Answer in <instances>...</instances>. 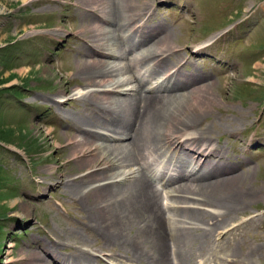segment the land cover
Wrapping results in <instances>:
<instances>
[{"label": "rangeland", "instance_id": "obj_1", "mask_svg": "<svg viewBox=\"0 0 264 264\" xmlns=\"http://www.w3.org/2000/svg\"><path fill=\"white\" fill-rule=\"evenodd\" d=\"M75 1L0 0V131L4 136L0 140V264H21L22 252L40 251L36 246L39 244L52 245L50 257L39 252L48 264H55L54 260L65 264L62 258L68 259L76 248L96 254L98 261L91 264H121L108 251L99 253L101 239L83 228L85 219L82 218L86 213L82 205L64 192L65 178L57 185L59 182L51 175L57 169L67 174L78 168L69 155L66 141L71 129L60 118L64 115L68 118L70 112L82 105L74 101H67L65 105L62 101L97 89L86 87L73 75L76 47L89 49L87 45L95 31L91 22L97 20L95 12L82 4L92 2L97 10L101 5L99 0ZM131 4L145 14L139 22L136 23V18L131 21L130 31L135 27L141 33L152 31V37L147 40L162 33L160 28L169 32L166 45L178 59L177 66L167 75L175 71L176 79L184 78L191 83L206 77L212 84L201 101L204 114L201 112L199 123L193 131L188 130L177 139L183 144L179 139L204 129L205 144H209L206 152H210V157L203 160L205 156L200 157L186 142L173 151L163 147L159 158L147 156V163L152 167L151 183L163 195L162 218L168 217L172 207L166 205L170 202V195L165 193L167 184L161 185L157 178L163 177L164 181L175 176L178 157L193 158L190 166L194 165L193 161H198L197 166L205 161L230 166L229 173H244L242 186L254 191V198L232 217L228 226L217 230L222 233L219 232L218 238L215 236L214 244L206 252L217 253L229 245L236 250L258 247L259 256L254 257L253 263L264 264V0H133ZM137 65L141 66L139 75L144 80V89L155 88L161 81L163 85L170 84L175 78L168 82L163 79L164 75H151L143 62ZM128 74L118 73L115 78H125ZM64 86L69 87V92L59 97L57 92ZM118 91L117 95H123ZM44 96L50 97V101L44 100ZM188 108L196 110L194 105ZM88 155L79 157L87 159ZM87 167L80 171L85 173L91 168ZM118 169L121 172L122 167ZM121 178L118 176L114 181L119 182ZM90 183H85V188ZM183 204L180 206L197 208V204ZM203 207L209 210L206 206L198 209ZM198 225L205 227L203 223ZM72 231L80 234L75 233L73 237Z\"/></svg>", "mask_w": 264, "mask_h": 264}, {"label": "bare ground", "instance_id": "obj_2", "mask_svg": "<svg viewBox=\"0 0 264 264\" xmlns=\"http://www.w3.org/2000/svg\"><path fill=\"white\" fill-rule=\"evenodd\" d=\"M132 1L99 0V10L91 5L92 2L82 4L95 12L97 20L91 22L95 31L87 45L89 49L76 47L77 64L73 76H78L86 87L97 89L86 90L75 97L77 102L71 98L62 101L65 105L67 101L82 105V108L73 109L68 118L66 115L60 118L62 124L71 129L66 141L69 155L74 158L78 168L74 167L75 170L67 174L57 169L52 172V179L60 185L62 178H65L64 192L76 199L86 213L82 218L85 219L83 228L89 229L90 234L94 233L101 239V245L97 247L99 253L108 251V255L121 264H254V257L259 256L258 247L236 250L229 245L217 253L206 252L215 236L254 198V191L242 186L244 173H229L230 166L210 161H205V164L201 162L199 166L198 161H193L194 165L190 166L193 158L189 160L188 157H178L174 167L176 175L164 181L163 177L157 178L161 185L167 184L165 193L170 195V202L166 205L172 207L170 211L167 209L168 217L163 219V195L151 183L152 167L147 163V156L157 155L159 158L164 152L161 151L163 147L173 151L186 142V145L193 146L192 150L198 152L200 157L205 156L203 160L210 157V152H206L209 144H205L203 128L196 130L195 136L179 139L183 144L178 143L177 139L182 133L193 131L199 123L201 101L206 98L209 85L212 84L205 80L206 77L191 83L184 78L176 79L175 71L167 75L177 66L175 61L178 59L173 57L175 54L172 55L170 47L166 45L169 32L160 28L162 33L147 40L152 37V31L141 33L136 27L130 31L133 27L131 21L136 18L137 23L145 14L140 13L141 10L132 5ZM105 57L126 60H108ZM139 61L148 65L151 75H164L163 79L168 82L175 78L170 84L163 85L161 81L155 85V88L161 90L144 89V80L139 75L142 65H137ZM118 73L129 74L125 78L116 79ZM122 85L129 86L123 89ZM118 90L123 95H117ZM68 92L69 87L64 86L57 94L62 97ZM43 99L50 101L48 96ZM189 105H194L197 111L188 108ZM112 138L120 140L109 141ZM84 153L89 154L87 159H80L79 156ZM112 165L117 168L112 169ZM87 166L91 168L85 173L80 171ZM96 166L99 168L96 169ZM120 167L122 170L118 172ZM118 176L122 178L115 182L114 178ZM87 182L91 183L85 188ZM190 199L194 202L188 201ZM186 203L197 204V208L180 206ZM199 206L209 207V210L213 208L214 211L204 207L198 209ZM202 223L205 227H198ZM72 232L73 237H76L75 233L80 234ZM223 240L227 242V237L223 236ZM36 246L50 257L52 245ZM75 250L68 259L62 258L65 264H91L92 261H98L96 254L89 250ZM40 251L22 252L21 264H48Z\"/></svg>", "mask_w": 264, "mask_h": 264}, {"label": "trees", "instance_id": "obj_3", "mask_svg": "<svg viewBox=\"0 0 264 264\" xmlns=\"http://www.w3.org/2000/svg\"><path fill=\"white\" fill-rule=\"evenodd\" d=\"M3 137L4 136L2 135V132L0 131V140H4Z\"/></svg>", "mask_w": 264, "mask_h": 264}]
</instances>
